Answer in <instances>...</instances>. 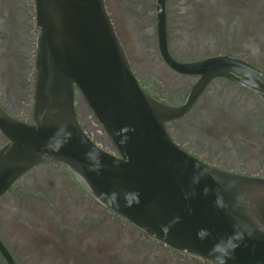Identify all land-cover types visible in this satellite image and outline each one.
<instances>
[{"label":"flooded vegetation","instance_id":"obj_1","mask_svg":"<svg viewBox=\"0 0 264 264\" xmlns=\"http://www.w3.org/2000/svg\"><path fill=\"white\" fill-rule=\"evenodd\" d=\"M138 86L185 112L165 123L173 143L222 171L264 179V98L244 79L175 70L227 58L264 73V0H103ZM159 13L165 41L158 32ZM36 16L34 0H0V109L34 122ZM87 137L117 155L105 131L77 96ZM9 144L0 129V151ZM21 242L16 256L6 238ZM0 242L15 264H214L168 248L95 201L67 168L34 166L0 197ZM29 260L30 262H28ZM0 264H7L0 253Z\"/></svg>","mask_w":264,"mask_h":264},{"label":"water","instance_id":"obj_2","mask_svg":"<svg viewBox=\"0 0 264 264\" xmlns=\"http://www.w3.org/2000/svg\"><path fill=\"white\" fill-rule=\"evenodd\" d=\"M34 1V122L0 109L9 140L0 151V197L34 166L60 164L101 206L172 250L214 264H264V179L213 168L173 143L165 123L188 106L169 108L141 90L103 0ZM158 32L164 44L161 13ZM169 63L205 81L236 74L264 98V73L242 62ZM77 96L117 155L83 132ZM0 253L15 264L1 242Z\"/></svg>","mask_w":264,"mask_h":264},{"label":"rangeland","instance_id":"obj_3","mask_svg":"<svg viewBox=\"0 0 264 264\" xmlns=\"http://www.w3.org/2000/svg\"><path fill=\"white\" fill-rule=\"evenodd\" d=\"M6 238L8 239L9 244L12 247V250L16 254V256L22 258L26 255L25 253L20 251V246L22 245L21 242H18L16 240L12 239L13 237L11 234H7ZM27 261L30 262L29 260H27Z\"/></svg>","mask_w":264,"mask_h":264}]
</instances>
